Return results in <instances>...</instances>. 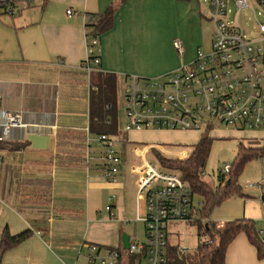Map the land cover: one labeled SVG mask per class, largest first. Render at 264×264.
<instances>
[{
  "label": "crops",
  "instance_id": "obj_1",
  "mask_svg": "<svg viewBox=\"0 0 264 264\" xmlns=\"http://www.w3.org/2000/svg\"><path fill=\"white\" fill-rule=\"evenodd\" d=\"M5 3L0 6V109L22 111L28 123L39 125L37 130L13 129L9 139L0 140V239L5 229L11 234L32 231L6 253L20 257L19 264H65L63 259L72 262L82 255L86 258V244L126 249L131 240L138 239L137 224L143 223L138 217L146 214L145 203L142 210V202H138L140 180L134 167L148 161L149 147L164 150V145L174 143L192 146L214 128L205 133L145 129L153 142L143 150L135 147L145 161L133 166L132 174L124 168L118 148L123 159L121 172L116 183L109 182L104 170V147L89 129L91 85L99 71L116 73L120 83L125 75L160 77L192 62L207 41L210 50L215 27L209 4L206 0ZM232 3L234 0L229 1L230 9ZM69 8L75 12L71 16L67 14ZM111 8L113 26L97 36L99 43L94 47L101 63L88 74L83 63L94 36L87 26ZM232 24L241 26L238 19ZM193 33L198 36L196 41L191 40ZM177 40L184 45L181 55L175 46ZM129 132L121 130L119 139L127 141ZM31 133L49 136L48 146L34 147L28 139ZM236 133V153L240 142L249 146L254 140L258 142L254 146L264 145V127L249 132L237 129ZM190 152L174 150L170 158H185ZM263 180L258 182L261 188H253L257 191L251 194L241 187L244 215L241 209H229L218 222L235 220L230 218L235 213L239 218L253 219L257 230L264 231ZM110 191L116 192V202L114 195L109 196ZM196 199L202 200L198 196ZM114 207L121 218L114 215ZM132 222L133 235L129 227ZM169 231V245L192 250L181 242L173 243ZM124 234L129 236L128 247ZM2 259L1 264H7ZM226 264H264V259L259 258L247 234L241 232L227 248Z\"/></svg>",
  "mask_w": 264,
  "mask_h": 264
},
{
  "label": "built area",
  "instance_id": "obj_2",
  "mask_svg": "<svg viewBox=\"0 0 264 264\" xmlns=\"http://www.w3.org/2000/svg\"><path fill=\"white\" fill-rule=\"evenodd\" d=\"M206 1L215 27L209 51L198 50L192 62L160 77L125 75L123 78L125 133L148 128L209 131L217 124L241 130L264 127V48L241 26L228 21L230 0ZM234 2L239 11L254 10L256 19L264 13V0ZM3 5L5 2L0 3ZM74 13L72 8L67 10L69 16ZM258 23L260 32L264 33V22ZM98 43L97 36L89 41L88 57L83 63L88 74L101 63L94 53ZM175 46L181 55L180 42L176 41ZM38 127L28 123L22 111L0 109V140L9 139L13 129L37 130ZM97 140L104 147L107 181L116 183L123 163L117 145L119 137L103 133ZM229 169L227 164L222 171ZM134 172L140 180L138 202L146 205L145 216L138 217L145 224L146 240L135 238L128 248L120 250L86 244V264H123L128 257L135 264H173L168 255L169 225L173 221L192 222L194 211L203 202L196 200L179 172L166 170L158 162L146 161L134 167ZM246 186L261 188V184L247 183ZM258 233L264 242V231ZM179 251L184 255L190 252L182 248Z\"/></svg>",
  "mask_w": 264,
  "mask_h": 264
},
{
  "label": "trees",
  "instance_id": "obj_3",
  "mask_svg": "<svg viewBox=\"0 0 264 264\" xmlns=\"http://www.w3.org/2000/svg\"><path fill=\"white\" fill-rule=\"evenodd\" d=\"M125 1V0H121ZM113 9L97 16L95 21L88 24L93 36L109 30L113 26ZM120 78L116 73L99 71L90 89L89 129L92 133L111 134L120 138L118 120V96ZM214 138L208 133L192 145V151L185 158H170L163 156L156 150L158 163L166 170L179 172L185 179L191 192L202 199L203 204L194 211L195 218L191 222L197 228L199 239L195 251L184 255L176 246L168 247V255L173 264H226V251L230 243L244 232L257 248L258 256L264 259V242L259 236L255 221L250 218H239L225 223L211 219V213L227 197L232 194L243 196L239 185V176L245 165L259 157H264V145L254 146L257 141H250L247 146L243 142L238 144L237 153L228 172L220 170L217 184L208 182L205 178L206 168L211 153ZM208 225V226H207ZM32 231L25 230L18 234H11L8 229L0 239V258L13 246L26 240ZM122 249L121 247H115ZM123 264H135L133 258L128 257Z\"/></svg>",
  "mask_w": 264,
  "mask_h": 264
},
{
  "label": "rangeland",
  "instance_id": "obj_4",
  "mask_svg": "<svg viewBox=\"0 0 264 264\" xmlns=\"http://www.w3.org/2000/svg\"><path fill=\"white\" fill-rule=\"evenodd\" d=\"M10 1L8 6H12L13 2L15 0H8ZM13 1V2H12ZM205 1V0H203ZM1 2H5V0H1ZM0 2V3H1ZM6 6V3H5ZM12 8V7H10ZM259 10L256 9V12ZM229 19L228 21L230 23L235 22L237 19L241 25V27L245 30L246 34L254 41L260 43L264 48V33H261L259 30V23L258 21L264 22V13L262 15H257V19L255 18L256 13H254V10L250 8H245L239 11V9L235 6L234 3L231 4V12L229 13ZM190 33L186 34L189 35ZM198 39V36L196 33H193L191 36L192 41H196ZM208 40V39H206ZM178 41V40H177ZM180 44L184 47L183 42L179 41ZM210 46V42L207 41L203 46L201 45L202 50L208 51ZM118 120H119V130H123L127 124L126 120V112H125V97H124V82L120 83L119 87V96H118ZM148 129H154V128H148ZM159 129V128H157ZM246 132H249V129H245ZM178 131H187V130H178ZM198 132L205 133L206 131L204 129L196 130ZM237 128L236 127H230L223 124H217L215 125L213 131L209 132L213 138V145L212 150L209 156L205 178L208 182L215 184L217 181V173L218 170H222L225 164L232 163L234 160V157L236 155V141L234 139ZM153 142L151 139L148 138V133L146 130H133L128 133L127 141L123 139L118 140V148L123 154V159L125 162L124 168L129 169L132 174L133 172V166L140 165L142 162H144V158L141 154H138L136 152L135 147H138L140 149H144L148 144ZM165 149L161 147H149L148 153L146 154V160L157 162L158 159L156 157V150H158L163 156L166 157H174L173 151L174 150H187L188 152L192 151L191 145H185V144H179L174 143V145H164ZM156 148V149H155ZM171 150V152H168ZM264 178V158H255L251 161H249L243 171L241 172L239 176V185L242 187V190L244 193L251 194L253 192H256L257 189L248 188L246 187V183L250 184H258V182H262ZM264 181V180H263ZM115 191H110V197L114 195ZM116 200L115 195L113 196V201ZM198 201V199H196ZM143 203L142 210L144 209ZM118 206L120 203H117ZM117 206V207H118ZM129 206H132V203L129 204ZM113 208L114 215L117 216V218H121L122 215H119V211L117 212L116 208ZM134 208V216H136V204H133ZM231 209L233 212L237 209H241L244 215L245 211V199L241 197L239 194H232L231 196L227 197L219 206H217L213 212L211 213V218L213 220L222 221L223 214H227L228 210ZM235 213H232L230 215L231 219L239 218V216H235ZM234 216V217H233ZM242 216V215H241ZM109 221L107 219V224H109ZM111 222V221H110ZM174 223V222H173ZM173 223H170L169 229L172 231L170 238L173 241V243L181 242L182 245H188L192 249L191 252L196 250V247L198 245L199 239L197 235V228L194 224H184L183 222L177 223V225H173ZM129 227L131 228V234L133 235L135 233V223L132 222L129 224ZM137 237L141 241H145L147 238V233L145 230V227L143 223L137 224ZM180 231V232H177ZM170 232V231H169ZM181 236L179 239L178 237ZM3 259L7 261V264H19V262L22 260L20 257H16L12 254H4L2 255ZM65 264H86V258L85 256H81L77 260L74 259V261L70 262L67 259H63Z\"/></svg>",
  "mask_w": 264,
  "mask_h": 264
},
{
  "label": "water",
  "instance_id": "obj_5",
  "mask_svg": "<svg viewBox=\"0 0 264 264\" xmlns=\"http://www.w3.org/2000/svg\"><path fill=\"white\" fill-rule=\"evenodd\" d=\"M0 108H1V100H0ZM28 139L32 142L34 147H39V148H46L49 142V136L42 135L39 133L29 134ZM262 199L264 200V196L262 197ZM124 241H125V247H128L127 245L129 244V236L126 234H124ZM0 264H1V258H0Z\"/></svg>",
  "mask_w": 264,
  "mask_h": 264
}]
</instances>
